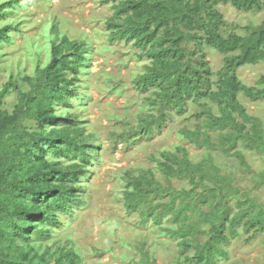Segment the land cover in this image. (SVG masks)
Returning a JSON list of instances; mask_svg holds the SVG:
<instances>
[{
	"label": "trees",
	"instance_id": "1",
	"mask_svg": "<svg viewBox=\"0 0 264 264\" xmlns=\"http://www.w3.org/2000/svg\"><path fill=\"white\" fill-rule=\"evenodd\" d=\"M25 1L32 3L0 0L1 59L4 47L32 22L19 14ZM102 3H111L113 11L105 22L110 43L105 50H114V43L131 45L129 53L142 67L133 76L143 94L137 127L114 132V137L128 141L139 133L152 139L173 113H184L190 103L200 105L194 117L201 123L183 127L180 136L203 149V159L195 161L185 144L153 153L152 166L121 176L120 199L129 215L139 216L136 223L153 225L168 238L166 244L178 245V264H221L230 259L226 247L234 239L250 232L264 235V203L251 196L264 187V170L255 188L241 190L235 174L215 155L236 157L248 172L246 152L264 155V119L240 99L244 94L264 100V75L258 86L238 75L243 66L264 62V22L231 25L221 4L256 12L264 10V0ZM207 48L226 56L222 66L210 62ZM95 50L89 40L73 38L51 21L34 44L33 72L19 68L17 76L14 67L0 65V83L8 73L0 84V264H87L82 245L74 238L59 242L58 231L72 224L63 216L74 218L84 205L93 167L103 161L100 135L83 126L77 111L87 101L75 100ZM109 80L119 82L115 76ZM12 94L17 100L6 109ZM181 182L186 184L177 186ZM139 249V264H156L145 246Z\"/></svg>",
	"mask_w": 264,
	"mask_h": 264
},
{
	"label": "rangeland",
	"instance_id": "2",
	"mask_svg": "<svg viewBox=\"0 0 264 264\" xmlns=\"http://www.w3.org/2000/svg\"><path fill=\"white\" fill-rule=\"evenodd\" d=\"M22 5L19 14L29 17L32 22L26 25L22 35L15 36L12 45L4 47L5 57L0 58V65L14 67L17 76L20 75L19 68L34 71V44L40 42L46 25L51 21L59 22L73 38L89 40L96 49L90 69L81 74L82 89L75 100L84 98L87 101V105L77 111L85 122L83 126L87 124L89 132L95 131L100 135L103 161L93 167L84 205L76 209L74 218L63 216L64 222L72 220V224L66 223L58 231V241L73 242L74 238L75 242L82 245L87 264H139L142 258L139 247L145 240V247L151 253L152 260L156 257V264H178V257L175 256L180 253L178 245L175 242L166 244L168 238L161 236L159 231L153 229V225L143 227L136 223L139 220L137 214L129 215L126 212L124 202L120 199V178L127 170L152 166L149 159L151 154L174 150L177 144H185L195 161L203 159L204 150L189 144L180 136L183 127H197L201 123L194 117L200 105L190 103L184 113H173L163 130L152 139L144 138L139 133L133 134L128 141L116 139L114 132L130 129L133 125L137 127L143 94L138 92L133 83L134 72L142 69L138 60L129 53L134 48L122 42L114 43L112 51L105 50L110 44L104 32L106 19L113 13L111 3L103 4L102 0H32L31 4L25 1ZM221 10L231 25L259 26L264 22V10L245 12L232 4H221ZM206 54L215 67L225 62L226 56L213 48H207ZM238 75L244 83L258 86L264 75V62L245 65L239 69ZM113 76L119 82H109ZM7 80L8 73L2 77L0 84ZM122 87L125 90L120 93ZM88 95L91 99H88ZM240 99L251 114L264 119V100L253 101L244 94ZM16 100L17 94H12L7 98L4 108L11 109ZM113 115L118 119H114ZM215 155L235 174L241 190L255 188L260 171L264 170V155L246 152L251 172L246 171L236 157L227 158L219 152H215ZM230 169H226V172H230ZM185 184L181 182L177 186ZM251 196L264 203V187L254 190ZM125 241L131 242L130 248L123 245ZM226 248L231 257L221 264H264L262 234H243Z\"/></svg>",
	"mask_w": 264,
	"mask_h": 264
},
{
	"label": "clouds",
	"instance_id": "3",
	"mask_svg": "<svg viewBox=\"0 0 264 264\" xmlns=\"http://www.w3.org/2000/svg\"><path fill=\"white\" fill-rule=\"evenodd\" d=\"M125 242H130V241H125ZM125 242H124V243H125ZM143 242H144V243L141 244L140 246H143V249H144V246H145V240H143ZM64 243L66 244V243H68V242H64ZM70 243H72V242H70ZM124 243H123V245H124ZM130 244H131V242H130ZM124 246H125V245H124ZM128 248H130V247H128ZM146 248H147V247H146ZM146 250H148V249H146ZM148 251H149V250H148ZM101 263H103V262H101Z\"/></svg>",
	"mask_w": 264,
	"mask_h": 264
}]
</instances>
